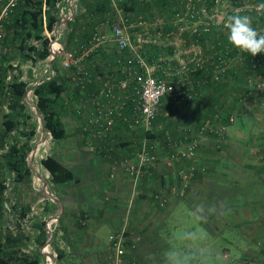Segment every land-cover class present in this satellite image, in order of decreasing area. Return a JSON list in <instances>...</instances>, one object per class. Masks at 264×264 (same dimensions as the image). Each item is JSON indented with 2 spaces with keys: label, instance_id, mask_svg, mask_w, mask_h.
<instances>
[{
  "label": "built area",
  "instance_id": "built-area-1",
  "mask_svg": "<svg viewBox=\"0 0 264 264\" xmlns=\"http://www.w3.org/2000/svg\"><path fill=\"white\" fill-rule=\"evenodd\" d=\"M18 1L0 0V63L3 54L10 49L8 42L3 43L6 35L3 23L8 22L14 6L18 5ZM109 1L112 6H116L115 0ZM254 1L231 0L235 6L229 8L228 15L238 12L247 15V11H255L256 16L251 17L252 26L258 32H264V18L260 19L261 12L257 11V5L264 3V0H258L259 3H254ZM66 2L67 0L56 2L57 20H60L57 27H55V22L48 29L44 20L42 21V32L47 38L48 48V53L44 58L47 61L53 53L58 64L67 69L65 75L68 77L71 86L79 88L81 95L77 97L74 104L77 127L88 143L93 141L96 144L97 152H102L103 155L107 156L111 155L112 150L116 147L118 133L115 129L118 127L120 133L128 134L129 138L133 136L134 132V135L140 134L139 144L133 150L134 158H119L118 162L113 161V166L117 164L123 166L125 172L135 183L142 171L153 168L160 159L167 164L173 160L181 161L182 158L194 157L200 135L215 133L216 144L224 140L226 126L219 120V114L216 111L213 113L214 119L211 120L206 116L197 123L196 127L194 124H176L172 128L164 129L163 137H148L145 133L153 127L152 123L159 113L161 104L166 102L179 104L193 100L194 96L202 89L206 79L220 81L223 74L234 62L245 63L244 52L238 48L231 54L229 48L227 51H223L211 44L203 50L198 43L199 37H202V34H206L212 28L215 30H218L216 28L224 29L226 32L225 20L219 23L210 15L217 6L206 7L205 0H184L183 6H181L182 14H177L174 19L167 14V20H163L162 17L164 16H155L152 21L153 30L146 35V26L150 24L140 20L139 16L136 21L126 23L125 18L119 15V9L115 7L116 20L111 21V23L107 19L100 21V27L93 29L94 31L86 45L66 49L65 42L62 40L63 25L61 22L63 16L71 15V11L65 7ZM76 4L77 0L72 2L70 6H76ZM42 6H44V2ZM160 23H165L168 29L163 31L156 28ZM178 30L181 31L180 33L185 32L186 35H190L187 41L189 43L184 44L185 39L182 38V48L186 51L184 58V54L180 57L181 60L174 57L176 59L174 64L171 60L174 54L158 55L149 62L142 59L138 51L140 41L147 40L154 44L161 42L166 46L173 43L172 38ZM40 40L33 42L35 48L34 51L30 52L34 61H31L26 55V49H17L19 55L17 54L8 61L9 67L4 71L0 68V119L3 116L8 117L13 112L15 115L24 117L23 121L14 118L12 128L5 129L4 138H0L1 158L11 144L15 143L16 146L22 144L26 139L25 131H28L31 124H34V130L38 128L39 140H41V135L51 138L49 130L44 125L41 129L40 116L35 110L37 106L36 96L32 88L38 83L39 78L41 80L50 78L53 75V69L46 65L42 69V73H46V76L40 77L39 72L32 82L28 80L30 72L35 76L36 68L34 67H38L41 59L37 58L35 54L41 46ZM109 41L114 43L119 55L117 54L112 59L108 67L104 68V66L91 73L81 60L89 56L98 46H106ZM27 43H32V40L29 39ZM53 45V51L49 52ZM208 64L211 65L210 70H207ZM200 69H203L207 76L193 77L191 75L193 71ZM14 80L24 83V91L21 94V105H16L12 111L11 84ZM87 83L95 85L93 89L84 94L83 89ZM257 86L259 87V83ZM26 109L32 110L33 117ZM232 118V114H229L228 119L232 120ZM158 152L163 155H158ZM28 157L25 155V160L30 167ZM197 168L202 170V166L199 167L193 162L175 167L177 182L171 189L181 195ZM13 176L11 168L5 165L0 167V180L4 183L0 201V242L2 244L6 242V231H10V234L14 233L17 226L20 227V230L26 231L32 221L34 222L36 218L40 219L39 212H35L32 205L29 206L28 211L20 215V209L10 194ZM155 196L163 199L161 193L155 194ZM37 200H42V196L40 195ZM45 222L48 223L49 221ZM125 231V227L121 226L109 234V264H132L130 260L127 262L123 260ZM31 244L32 241L18 246L21 251H27ZM51 254L56 256V253Z\"/></svg>",
  "mask_w": 264,
  "mask_h": 264
},
{
  "label": "crops",
  "instance_id": "crops-1",
  "mask_svg": "<svg viewBox=\"0 0 264 264\" xmlns=\"http://www.w3.org/2000/svg\"><path fill=\"white\" fill-rule=\"evenodd\" d=\"M74 8L75 15L76 12L83 11V4L77 1ZM66 9L70 11V6ZM74 15H69L62 22V40L64 42V33L67 31L66 22L71 21ZM100 21L102 20L93 21V27H98ZM183 37L185 39L184 44H186L190 35H183ZM201 39L198 40V43L201 42L200 46H202V41L203 44L206 42L204 39L201 41ZM8 44L10 49L11 47L14 49L10 42ZM16 52L13 53L12 58L18 54ZM101 52L103 53L102 55L99 53L101 57L98 55L93 57L92 62L97 63L103 58L102 66L106 68L116 55L114 43L109 41ZM168 52L165 51L164 54H174L173 62H175L174 57L177 58V51L175 53L174 45L172 51ZM184 56L185 54L183 58ZM44 59L41 58L40 62ZM89 63L91 64V62ZM89 63L84 62L88 69L91 68ZM44 65H47V61H44ZM36 73L38 72L36 71ZM202 88L203 95H206L204 99L207 100V93L211 89L205 85ZM220 97L217 96L216 100L218 99L217 101H220L221 104H214V107L229 109L228 105L226 107L222 103L223 100ZM249 102L251 101H247L246 104L248 105ZM159 107V111L165 116L169 115L171 110L176 112L175 106L171 102L161 104ZM11 109L14 110L12 107ZM261 109L262 106H259L258 109L254 108L253 112L245 110L244 118L248 128L258 125L261 117L258 118L256 124H252V116L261 114ZM65 113L70 114L69 109ZM8 117L13 123L14 118L21 121L24 119V117L15 115L14 112ZM199 118L194 125L198 123ZM176 124L182 123L174 121L165 122L161 125L156 123L153 125L152 123L155 129L159 128L162 131L160 136L155 133L157 137L164 134V129L172 128ZM73 126L78 130L76 121L73 122ZM235 126L242 128L234 123L227 127L230 129ZM115 130L120 136L119 130ZM242 130L244 129L242 128ZM132 135L130 138L128 134L121 137L125 140H139L138 133ZM248 135L246 133L244 136ZM2 136L0 133L1 139L4 138ZM232 137L229 134L227 143L229 145L217 150L216 147L219 144H216L213 136L200 135L198 156H200L203 164L214 170V174L210 176L208 171L197 168L196 176L194 174L187 186L184 187L183 193L179 195L171 187L176 185L175 167L179 166L180 160L156 165L148 172L141 174L135 190L123 170V166L111 164L112 158L119 159L126 156L128 159H133L134 148H130V145L115 147L110 159L98 153L95 149L96 144L88 143L84 136L79 133L77 148L73 152L67 153L66 158L69 160L58 157L74 174V179L57 186L56 194L58 196H55L59 199L62 209L58 215L60 227L57 229L54 243L65 254L67 264H109V234L121 226L125 227L127 236L123 260L125 262L130 260L132 264H204L200 259V254L205 249L212 255L221 252L223 257L231 253L237 258L239 264H252V261L260 263L254 259V255L264 249L261 242L264 239V208L257 206V200L264 194V175L259 176L256 173L258 163L253 160L256 145L237 146L234 140L231 141ZM157 154L163 155L161 152ZM241 155H245V157L240 159ZM194 164L199 166L197 163ZM34 173L39 178L40 192L42 188L47 186L45 177L48 176V172L43 167L41 173L36 171ZM38 174L42 175L44 181ZM161 178L163 183L159 184ZM23 184L24 181H22ZM29 186H32L31 182L23 185L25 190V199H23L25 200L24 204L28 202L30 206L32 202H35L37 196L26 197ZM152 191H160L163 199L154 196ZM41 196L42 200L39 205L43 210V203H45L43 201L47 197ZM48 199L53 204L47 203L49 209L45 212H43L44 210L41 211V215L50 221V217L57 213L58 205L52 199ZM184 208L197 216V222L205 230V235H201L199 232L192 233L188 226L183 225L186 218L183 216L189 215V212L184 211ZM178 227L180 228L177 229ZM30 228L31 226L26 230ZM224 230H227L228 234L223 235ZM179 232L184 236L183 239L179 237ZM189 232H191L192 237H190ZM218 234H221L222 239L217 247L212 242ZM206 235H208L207 238ZM253 236L260 237L259 242H255L261 246L258 247L252 241ZM221 247L222 249L218 250ZM179 252H187V257L174 260L175 255ZM41 258V264H53V262L64 264L62 257L56 258L50 263L46 262L43 254Z\"/></svg>",
  "mask_w": 264,
  "mask_h": 264
},
{
  "label": "trees",
  "instance_id": "trees-1",
  "mask_svg": "<svg viewBox=\"0 0 264 264\" xmlns=\"http://www.w3.org/2000/svg\"><path fill=\"white\" fill-rule=\"evenodd\" d=\"M58 0H19L18 5L14 6L11 15L9 17L8 22H4L3 26L6 30V35L3 41L10 42L14 49L11 47L6 53L3 54L0 68L1 70H5L9 67L8 61L12 58L13 53L17 51V49L24 50L26 49V55L34 61L30 52L34 51V44L33 42L36 40H40V48L38 51L35 52L37 58H44L48 53L47 48V38L43 35L42 32V21L48 29L52 27V25L57 20V6L56 2ZM83 4V11L74 15L71 21L66 22L67 31L64 33L65 39V48H75L80 45H86L91 34L93 33V21H97V19L103 20L106 18L108 22L116 20V8L119 9V15L125 18V22L128 23L130 21H136L137 17L139 16L140 20H144L145 23L150 24L146 26L145 35L147 33H151L150 31L153 30L152 21L155 16H164L162 17L163 20H167V14L171 16L172 19L176 17L177 14H182V7L184 0H115L116 6H112L109 0H77ZM209 2L205 5L209 7L208 4L212 0H208ZM44 2V6L42 3ZM254 3H259L258 0H255ZM245 12V11H244ZM239 14L241 12H238ZM247 15L249 16H256V12L247 11ZM236 14V13H232ZM264 18V13H261L260 19ZM100 27V24L98 25ZM129 28H131L129 26ZM156 28H160L161 30L165 31L168 29V26L165 23H160ZM172 28V25H171ZM218 29V28H216ZM264 33V32H260ZM141 35L142 32H141ZM143 37V36H142ZM228 30H215L212 28L206 34H202L200 38L204 39L206 42L202 41V49L205 50L211 44H214V47L221 48L223 51H227L229 48V52L233 54L237 48H235L231 43H229L228 39ZM32 40V43H27L28 40ZM209 40V41H208ZM187 43V42H186ZM201 43V42H200ZM201 45V44H200ZM171 44H167L165 47L164 45L159 42L154 44L150 41L144 40L140 41V46L138 47V51L140 56L145 62H149L152 58L158 55H165L164 52L172 51ZM102 46H98L89 56L83 58L82 64L91 62L89 68L90 72L93 73L95 70H100L103 68L104 59L101 58L99 62L94 63L92 62L93 57L97 56L101 57L103 54ZM114 50L116 52L115 46ZM101 55H100V54ZM119 53L116 52V55ZM115 55V56H116ZM244 62L243 64H238L234 62L227 71L223 74V78L220 81H216L213 79H206L203 87H208L211 91L207 93V100L206 95L204 96V92H202L203 88L199 90L193 100H189L186 102H180L179 104H174L176 112L171 110L169 115L165 116L159 111V114L155 116V120L153 121V125L156 123L157 125H161L165 122H176V123H184V124H195L198 117L199 120H202L204 117H209L211 120L213 118V113L216 111L219 115V120L222 121L225 126H230L233 123L236 125L241 126L249 135L246 136V140L243 145L253 144L256 145L257 148L254 151V159L258 163V169L256 173L259 176L264 175V104L261 105L262 109L261 112V120L256 126H251L248 128L243 110L240 109V105L242 102L246 100L252 101L255 94H262L264 95V89L259 88L257 85L258 83H264V53L257 54L256 56H251L249 53L244 52ZM172 63L173 62V59ZM207 70H210L211 65L208 64ZM51 68L53 69V75L48 79H43L37 84H35L32 88L33 93L36 96V105L39 111L42 114L43 118V125L46 129L49 130L51 138L54 140L60 139L65 135L66 127L63 121V112L67 109L70 111L71 121L77 123V118L75 114V101L77 97L80 96V91L77 86H71L68 77L65 75L67 69L62 68L57 59L54 58L51 62ZM193 77H203L206 75L203 72V69L193 71L191 73ZM207 76V75H206ZM95 84L87 83L83 89V93L86 94L90 89L94 88ZM24 91V83L21 81H13L11 84V92L13 96V104L11 105L14 108L16 105H21V94ZM215 93V95H214ZM217 96H221L220 98L223 100L227 107L229 104V100L233 98L236 100V107L234 112H231L229 109L225 110L224 108H215V105L221 104L220 101H217ZM163 99V98H161ZM205 100V101H204ZM239 100V101H238ZM242 101V102H241ZM72 108V109H71ZM160 108V107H159ZM220 109V110H219ZM229 114H232V120H229ZM209 115V116H208ZM198 120V122H199ZM197 125V124H196ZM194 125V127H196ZM13 126V122L10 117L3 116L0 119V133L4 136L5 129L9 130ZM193 126V125H192ZM120 128L118 127V130ZM34 124L29 126L28 131L26 133V139L22 142V144L16 146L15 143L11 144L9 149L0 157V167L3 165L11 168L13 170V187H16L17 184L22 181L26 183V178L30 174V168L25 160V155L30 149V143L28 142L29 138L34 133ZM79 131V129L77 130ZM120 132V130H119ZM161 129H155L154 126L147 130L146 136H156L155 133H158L159 136L161 134ZM80 131L78 132V134ZM135 133V132H134ZM133 133V134H134ZM81 134V133H80ZM82 135V134H81ZM208 135L213 136L216 139L215 133H208ZM224 140L219 142V145L216 147L217 150H220L227 145L228 143V134H224ZM2 136V137H3ZM83 136V135H82ZM121 136L117 137L116 148L122 147L125 145H130V148H136L139 144L137 140H125ZM140 136V134H139ZM94 144V142L92 141ZM240 143V142H238ZM199 147V146H198ZM197 147V150H198ZM133 149V150H134ZM246 149V148H244ZM113 151V150H112ZM199 152V151H198ZM103 155L102 152H98ZM112 154V152H111ZM134 156V155H133ZM104 157H109L110 159L112 156L109 154L104 155ZM114 157V156H113ZM126 157V156H125ZM129 157V156H128ZM245 155H241L239 158H244ZM247 157V156H246ZM113 161L118 159L112 158ZM200 156L198 153H195V156L187 159L182 158L179 165H186L189 162L199 164V167L202 166V170L208 171L210 176L214 174V170L210 169L208 165H205L201 162ZM250 160V159H249ZM113 161L111 164L113 165ZM39 163L44 167L48 172V187L50 190H53L56 194L57 186L62 185L66 181L74 179L73 171L66 166L64 163L60 161L54 154L47 153L39 158ZM164 163L161 159L156 165H160ZM227 164V163H226ZM156 165L154 167H156ZM153 167V168H154ZM177 167V166H176ZM124 170V169H123ZM125 171V170H124ZM148 172L146 169L142 171L141 174ZM228 172V171H227ZM223 173V172H222ZM127 174V173H126ZM140 174V175H141ZM196 176V171L194 172ZM193 174V176H194ZM228 174H230L228 172ZM128 176V174H127ZM129 177V176H128ZM139 178V177H138ZM132 186L137 189V181L133 183L132 178L129 177ZM192 179V178H191ZM200 179V178H199ZM237 180V178H236ZM235 180V181H236ZM163 183L162 178L159 184ZM4 186L2 180H0V197H1V190ZM142 189V188H141ZM155 191V190H154ZM264 191V189H263ZM154 193V194H153ZM159 192H153L152 194H159ZM162 194V193H161ZM177 194V193H176ZM57 195V194H56ZM58 196V195H57ZM34 197V196H33ZM45 203H43L44 208L41 210L39 207L38 211L45 212L49 209L47 203L53 204L51 200L48 198H44ZM17 206L20 209V215L24 214L29 209V204L27 203H20L17 201ZM41 206V205H40ZM257 206L264 208V194L257 200ZM59 217H57L56 222L54 223V227L52 229L51 235V242L53 245V250L56 253V258H63V263L67 264L66 256L63 251L57 247L54 243L55 236L57 229H59ZM31 228L26 231L20 230V227L17 226L14 233L10 234V231L5 232L6 242H0V264H41V257L43 251L45 249L43 247L44 240L46 239V235L49 233V227L44 224V220L36 218L35 221L30 223ZM52 228V224H50ZM34 228V231H33ZM126 236V233H125ZM127 236L124 241V245L126 243ZM260 237L253 236V242H259ZM32 241L30 248L27 251H21L19 248V244H25L26 242ZM256 241V242H255ZM264 245V239L261 240ZM257 244V243H256ZM257 246H261L258 245ZM261 250V249H260ZM262 252L258 251V254L254 255V259H256L260 263H264V249ZM126 251V245H125ZM125 254V253H124ZM263 256V257H262Z\"/></svg>",
  "mask_w": 264,
  "mask_h": 264
},
{
  "label": "rangeland",
  "instance_id": "rangeland-1",
  "mask_svg": "<svg viewBox=\"0 0 264 264\" xmlns=\"http://www.w3.org/2000/svg\"><path fill=\"white\" fill-rule=\"evenodd\" d=\"M206 2L208 3L209 1L205 0V3ZM205 6H207V5H205ZM208 6H217L216 10H214V12H212V14H210V15H212L214 17V19H216L219 23H221L228 16V13H229V10H230L229 8H231V7L235 6V5H234V3L233 4L231 3V0H214V2L212 0L208 4ZM240 15H244V14H240ZM249 17H252V16H249ZM219 29L220 28H218V30ZM180 32H181L180 30L175 32L174 33V37L172 38V40H173L172 44L174 45L175 53L177 51V54H176L177 55V59L181 55L185 54V52H186L182 48V43H183L182 42V38H184L183 35H186V33L185 32L180 33ZM179 59H182V58H179ZM45 60L46 59L42 60L39 63L38 67H34V68H36V71L38 73L40 72L39 73L40 77H42L44 75L46 76V73H44V72L42 73V71H43L42 69L45 66L44 65V61ZM36 77H37V73L36 72H35V76H33V74L30 72L29 76H28V80L32 82ZM259 88L264 89V83L259 84ZM247 101H250V100H246L245 102L241 101L242 105L239 104L240 105V109L243 110L244 112H245V110H247L248 112L249 111L253 112L254 108L258 109L259 106L264 104V95L255 94L254 98L252 99L251 102H249L248 105L246 104ZM261 103H263V104H261ZM258 104H259V106H257ZM235 107H236V100H233V98H231L229 100L228 108H229V110L231 112H234ZM26 111L33 117L34 113L32 112L31 109H26ZM259 117H261V114H258L256 116H252V124H256ZM62 118H63L64 124H65V127H66V134H65V136H63L64 138L54 140L53 138H49L48 136L45 135L43 143L39 144V142H37L38 131L39 130H38V128H36V130L34 131L33 135L28 140V142L30 143L31 147L33 146V144L37 143L33 153H31V151H30L31 147L28 150V152L26 153V156L28 155L29 157H31V160H32V163H31L32 165H31V168H30L31 171H30V174L28 175V178H26V183L30 184V182H31L32 186L31 187L29 186L26 197H31L32 198L33 196H37L35 202H32L30 204V205L33 206V209L35 210V212H37L39 207H40L39 203L41 204V200L38 201L37 199L39 198L40 195H42L41 194L42 191L39 192V190H40L39 189L40 188L39 187L40 186L39 178L34 173L33 167L35 166L36 172L41 173L43 167L39 163V158L42 157L43 155L47 154V153H52V154L56 155L57 158L58 157L60 159L63 158V159L68 161L69 159L66 158L67 153L73 152L75 150V148H77V145H78V136H79V134H78V131L73 126V122L71 121L70 114L63 112V117ZM247 122H248V125H249V120ZM226 132H227L228 135L231 134V136H233L231 141L234 140V142L237 144V146L243 145V143L246 140V137L244 135H246L247 132L245 130H242V128H240V127L236 128V126H235L233 128H230V129H229V127H226ZM238 142H240V143H238ZM249 145H251V144H249ZM231 146L234 147L233 145H231ZM70 150H72V151H70ZM29 157H28V159H30ZM221 161H222V159H221ZM220 163H224V162H220ZM45 178H46L47 186H46L44 192H48V193H51L52 195L54 194L55 196H57L55 194V192H53V190H50L49 187H48L49 186L48 185V182H49L48 181V176L45 177ZM24 184H25V182H24ZM23 185L20 182L19 184L16 185V187H13L14 186L13 185L11 190H10V194H12L14 200L18 201L20 203H24L25 202V200H24L25 199L24 198L25 197V190L23 189ZM184 211H188V210L187 209L185 210V208H184ZM188 212H189L188 216H185V215L183 216V217H186L185 220H184V224L183 225L188 226L189 229L192 230L191 231L192 233L199 232L201 235H205V230L197 222L198 221L197 220V216L194 215L190 211H188ZM53 214H51V215H53ZM39 216H40V218L42 220H44V222L45 221L48 222V218L44 217L43 215H41V212H39ZM50 218H51V220L48 222V225L50 227V224H52V229H53L54 223L56 222L57 218L56 219H53V217H50ZM179 228L180 227H178L177 229H179ZM191 232H189L190 233V237H192ZM226 234H228V231L224 230L223 231V235H226ZM179 237L181 239L184 238V236H182V234L180 232H179ZM205 237L207 238L208 235H206ZM190 239L193 240V238H190ZM221 239H222L221 234H218L217 237L212 242L214 244V246L218 247V245L220 244V240ZM46 245H47V249L48 250H46L45 252L40 250V252L44 255V257L46 259V262L50 263V262L53 261V256H52L51 253H55V252L53 250L52 243H47ZM221 249H222V247L220 249H218V250H221ZM186 257H187V252H179L177 255H175L174 260L175 259H180V258H186ZM200 259H201V261L204 264H239L237 258H235L231 253H228L226 255V257H223L221 255V252L220 253H216L215 255H212V254H210L207 251V249L201 251ZM251 263L252 264H264V263H257L255 261H252Z\"/></svg>",
  "mask_w": 264,
  "mask_h": 264
},
{
  "label": "clouds",
  "instance_id": "clouds-1",
  "mask_svg": "<svg viewBox=\"0 0 264 264\" xmlns=\"http://www.w3.org/2000/svg\"><path fill=\"white\" fill-rule=\"evenodd\" d=\"M257 11L264 13V3L257 5ZM224 27L228 30V41L235 48L251 56L264 53V33L252 26V19L247 15L232 14L225 19Z\"/></svg>",
  "mask_w": 264,
  "mask_h": 264
},
{
  "label": "water",
  "instance_id": "water-1",
  "mask_svg": "<svg viewBox=\"0 0 264 264\" xmlns=\"http://www.w3.org/2000/svg\"><path fill=\"white\" fill-rule=\"evenodd\" d=\"M70 11H71V16L74 15V6H70ZM65 21V20H64ZM60 24V20H57L56 23H55V27H57L58 25ZM54 58V54L52 53L48 60H47V65L50 67L51 66V62H52V59ZM40 78L38 79V82H40ZM35 110L37 111V113L39 114L40 116V126H41V129L43 128V118H42V114L41 112L39 111V109L37 108V106L35 107ZM37 142H39V138H37ZM37 145V143L33 144V146L31 147L30 151L31 153L34 152L35 150V146ZM38 176H40L41 180L44 181V178L42 177V175L38 174ZM46 188V187H45ZM45 188H42V195L47 197V198H50L52 199L53 201H55V203H57L58 205V211L57 213L53 216V219H56L58 217V215L60 214L61 212V204L59 202V199H57L55 197V195L51 194V193H48V192H44L45 191ZM44 189V190H43ZM51 235H52V228H50V231L49 233L46 235V239L44 240V244H47V243H50L51 242ZM53 260L55 261L56 260V256H53ZM53 264H55V262H53Z\"/></svg>",
  "mask_w": 264,
  "mask_h": 264
},
{
  "label": "bare ground",
  "instance_id": "bare-ground-1",
  "mask_svg": "<svg viewBox=\"0 0 264 264\" xmlns=\"http://www.w3.org/2000/svg\"><path fill=\"white\" fill-rule=\"evenodd\" d=\"M74 1H75V0H67L66 3H68V4L65 5V6H67V8H69L70 4H71L72 2H74ZM66 18H67V15L63 16V17L61 18V22H63ZM53 49H54V45L50 47L49 52H50V51H53ZM41 133H42V131H41ZM43 140H44V136L41 135V140L39 141V144L43 143ZM31 163H32V160H31V157H30V168H31V165H32ZM33 170L36 171L35 166L33 167ZM46 225L49 227L48 223H46ZM49 231H50V227H49ZM43 247H44L46 250H48L46 244H44Z\"/></svg>",
  "mask_w": 264,
  "mask_h": 264
}]
</instances>
